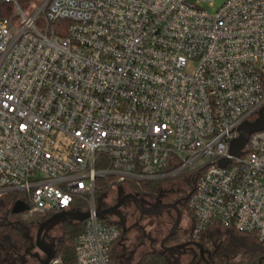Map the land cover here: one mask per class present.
Wrapping results in <instances>:
<instances>
[{
	"label": "built area",
	"instance_id": "built-area-1",
	"mask_svg": "<svg viewBox=\"0 0 264 264\" xmlns=\"http://www.w3.org/2000/svg\"><path fill=\"white\" fill-rule=\"evenodd\" d=\"M218 1L0 0V197L88 213L74 264H113L99 194L185 175L195 240L264 244V130L230 152L264 109V0Z\"/></svg>",
	"mask_w": 264,
	"mask_h": 264
},
{
	"label": "rangeland",
	"instance_id": "rangeland-1",
	"mask_svg": "<svg viewBox=\"0 0 264 264\" xmlns=\"http://www.w3.org/2000/svg\"><path fill=\"white\" fill-rule=\"evenodd\" d=\"M222 1L224 0H219L217 4L219 5ZM209 11L212 12L213 10L209 9ZM30 12L31 9H29ZM192 189L193 181L185 175L178 179L163 182V190L158 198H140L146 206L153 205L154 202L161 204L179 203L182 222L175 238L166 244L167 248L181 246L193 236L195 219L188 205V197ZM125 193H129L128 189L116 187L99 194L97 196L99 209L105 210L113 206ZM123 212L129 220L127 230L124 227L126 231L123 232L122 238L112 250V255L117 257L118 264H136L144 253L161 254L165 252L162 248V242L169 235L175 223L176 213L173 210L165 209L154 216L145 217L139 227L133 226L137 215L132 203L128 202L123 207ZM26 216L23 213L22 220L9 216L8 208L0 205V224L7 221L17 222L18 225L23 224L29 236L27 246L5 244L1 247L4 264H15L16 260H20V264H41V261L45 259V256L37 248L39 230L37 223H28ZM40 219L42 220L44 217H40ZM43 222L44 220L39 225ZM104 222L117 224V219L114 215H107ZM64 225V221H57L49 226L43 235V242L55 247L62 238ZM198 244L203 246L209 264H248L253 256L252 249L235 242L227 233L219 234L205 231ZM164 255L172 264H206L200 262L197 247L188 246L187 249L180 252H166Z\"/></svg>",
	"mask_w": 264,
	"mask_h": 264
},
{
	"label": "trees",
	"instance_id": "trees-1",
	"mask_svg": "<svg viewBox=\"0 0 264 264\" xmlns=\"http://www.w3.org/2000/svg\"><path fill=\"white\" fill-rule=\"evenodd\" d=\"M129 193L137 196L138 198L154 199L158 198L163 190V182H141V183H130L125 186ZM17 201V194H8L4 197H0V205L8 208V215L13 216L22 220V214L13 215L12 209ZM83 206V205H82ZM191 211V210H190ZM192 213V212H191ZM193 215V214H192ZM27 222L30 224L39 223L43 220L44 222L51 217L48 215L44 219H40L39 215L28 217ZM40 219V222H39ZM39 222V223H38ZM22 223V222H21ZM110 225L121 228L119 224L110 223ZM85 221L82 222H65L62 238L56 243L55 246V260H58L60 264H74L76 261L75 256V244L76 240L84 232ZM205 231L210 233H227L235 242L252 249L253 256L250 263L248 264H264V244L252 234L240 233L231 228L222 227L217 224L210 225ZM204 231V232H205ZM203 232V233H204ZM202 233V234H203ZM200 235L198 240L193 241L199 242L201 239ZM29 236L26 228L23 224L18 225L17 222L7 221L0 224V264H4L2 260L1 247L5 244H14L27 246ZM112 263L118 264V259L112 255ZM15 264H20V260H16ZM136 264H172L164 255V253H144L136 262Z\"/></svg>",
	"mask_w": 264,
	"mask_h": 264
},
{
	"label": "water",
	"instance_id": "water-1",
	"mask_svg": "<svg viewBox=\"0 0 264 264\" xmlns=\"http://www.w3.org/2000/svg\"><path fill=\"white\" fill-rule=\"evenodd\" d=\"M264 130V109L261 110L259 117L254 122H246L239 128L240 136L235 139L231 143L230 152L233 156L240 157L242 154V150L245 148V146L248 143L249 137L253 133L261 132ZM227 163V161L221 162V164L224 166ZM129 198L135 205V207L138 209L140 215L142 217H149L154 216L158 214L159 212L165 210V209H171L176 213V220L175 223L169 233V235L163 240L162 242V248L165 252H180L182 250L187 249L188 246H194L199 249V255L203 262L206 264H209L206 257H205V250L201 244H197L194 242H188L181 246H177L174 248H167L166 244L171 241L175 236L176 233L181 225L182 222V213L179 210L178 202L175 204H164L160 205L158 207H155L150 210H144L140 207L139 200L137 196L128 195L124 197L115 207L112 209H105L99 211L98 215L101 219H105L107 215L112 214L113 212L117 211L124 203V201ZM25 213V205L21 202H18L14 205L12 209L13 215H20ZM89 217L88 213H58L52 215L49 219H47L45 222H43L38 230L37 233V248L39 249L40 253H42L45 256V259L41 261V264H50L53 259H55V247H51L43 242V235L47 228L51 226L53 223L57 221H64V222H82L85 221Z\"/></svg>",
	"mask_w": 264,
	"mask_h": 264
},
{
	"label": "flooded vegetation",
	"instance_id": "flooded-vegetation-1",
	"mask_svg": "<svg viewBox=\"0 0 264 264\" xmlns=\"http://www.w3.org/2000/svg\"><path fill=\"white\" fill-rule=\"evenodd\" d=\"M128 195H133V194H131V193H125V194H123L119 199H118V201H117V203H115L113 206H111V207H109V208H107V209H112L113 207H115L124 197H126V196H128ZM133 196H135V195H133ZM138 200H139V203H140V207L142 208V209H144V210H150V209H153V208H155V207H158V206H160V205H164L163 203L161 204L160 202L159 203H156V202H154V204L153 205H150V206H146V205H144L143 203H142V201L140 200V198H138ZM128 202H130V203H132V205H133V207H134V209H135V213H136V215H137V217L135 218V221H134V227H139L141 224H142V222L144 221V219H145V217H142L141 215H140V213H139V211H138V209L135 207V205H134V203L129 199V198H127L125 201H124V203H123V205L117 210V211H115V212H113L112 214H110V215H114L115 217H116V219H117V224H119L120 226H121V228H122V230H123V232H125L127 229V226H128V219L126 218V216H125V214H124V212H123V207L128 203ZM175 203H177V202H175ZM173 204V203H172ZM124 227H125V229H124ZM175 238V237H174ZM188 242H194V243H197L198 244V242H196V241H193L192 239H188L185 243H188ZM184 243V244H185ZM167 247V246H166ZM192 247H194V246H192ZM166 252H164V254H165ZM199 259H200V262L201 263H204L202 260H201V258H200V255H199Z\"/></svg>",
	"mask_w": 264,
	"mask_h": 264
}]
</instances>
